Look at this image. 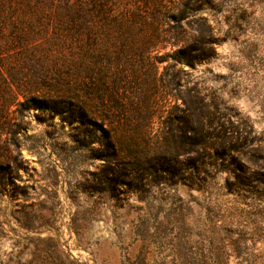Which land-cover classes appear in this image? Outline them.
Segmentation results:
<instances>
[{
	"label": "rangeland",
	"instance_id": "obj_1",
	"mask_svg": "<svg viewBox=\"0 0 264 264\" xmlns=\"http://www.w3.org/2000/svg\"><path fill=\"white\" fill-rule=\"evenodd\" d=\"M201 15L216 55L180 64L182 89L197 85L259 152L206 158L201 189L183 180L100 192L99 143L78 145L73 127L31 111L0 127V162L20 155L0 182V264H62L60 251L80 264H264V169L252 163L264 165V0H211Z\"/></svg>",
	"mask_w": 264,
	"mask_h": 264
},
{
	"label": "trees",
	"instance_id": "obj_2",
	"mask_svg": "<svg viewBox=\"0 0 264 264\" xmlns=\"http://www.w3.org/2000/svg\"><path fill=\"white\" fill-rule=\"evenodd\" d=\"M209 6L211 0H0L1 130L18 127L31 111L59 117L73 127L75 143L101 146L100 192L183 180L203 188L206 158L259 152L217 117L197 85L182 89L186 72L178 66L195 68L216 55L218 39L201 15ZM262 159L249 161L263 170ZM19 160L0 162L1 183ZM59 259L80 264L64 251Z\"/></svg>",
	"mask_w": 264,
	"mask_h": 264
}]
</instances>
